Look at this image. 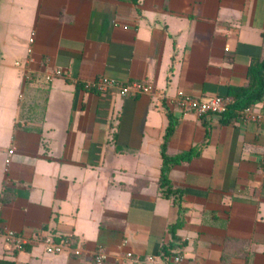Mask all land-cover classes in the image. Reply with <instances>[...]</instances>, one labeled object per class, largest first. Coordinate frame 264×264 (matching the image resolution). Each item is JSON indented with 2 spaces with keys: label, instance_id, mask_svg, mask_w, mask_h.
I'll return each instance as SVG.
<instances>
[{
  "label": "crops",
  "instance_id": "0c3cea01",
  "mask_svg": "<svg viewBox=\"0 0 264 264\" xmlns=\"http://www.w3.org/2000/svg\"><path fill=\"white\" fill-rule=\"evenodd\" d=\"M263 59L264 0H0V231L32 241H0V264H94L99 247L106 264H264V100L250 118L178 102L228 98ZM99 77L155 92L85 88ZM165 144L195 153L168 174L181 198L161 187Z\"/></svg>",
  "mask_w": 264,
  "mask_h": 264
},
{
  "label": "built area",
  "instance_id": "2783aa9c",
  "mask_svg": "<svg viewBox=\"0 0 264 264\" xmlns=\"http://www.w3.org/2000/svg\"><path fill=\"white\" fill-rule=\"evenodd\" d=\"M34 39H30V43H33ZM32 49L29 48V53ZM63 72L56 70L52 75L47 76V80L50 81L54 77H62ZM86 89L95 91L102 96L110 94H117L120 97H137L139 95H150L155 92L153 85L142 81H133L124 83L115 79L99 77L92 84L85 86ZM179 105L183 108L194 110L199 114H213V115H225L231 109V100L221 96H215L208 98L205 101H198L184 93L179 94ZM250 108H245L241 111L244 118H250ZM40 243L44 245L45 252L51 255L69 254L74 256L82 255V248L78 245H74L71 238H64L56 240L52 236H46L39 239ZM0 241L5 242L8 245L16 246L19 248H26L32 242L31 239L17 233L11 229H4L0 231ZM127 243V242H126ZM128 258L133 259V254L128 253ZM94 264H106L109 261V254L103 247H99L93 255ZM171 264H187L185 258L177 254L172 258Z\"/></svg>",
  "mask_w": 264,
  "mask_h": 264
},
{
  "label": "trees",
  "instance_id": "16d2710c",
  "mask_svg": "<svg viewBox=\"0 0 264 264\" xmlns=\"http://www.w3.org/2000/svg\"><path fill=\"white\" fill-rule=\"evenodd\" d=\"M228 98L231 100V108L233 109L236 108L245 109L264 100V59L262 61L260 60L253 61L248 72L247 86L242 88H231ZM171 132H172V128L169 130V134ZM162 153L164 156V165L162 168L160 182L162 188L165 187L168 188V190L163 192L165 196H169L168 192H172L175 195H179V198H181L182 193L179 190L172 189V185L168 178V174L171 169V166L175 164H179L180 162L189 161L193 157V155H195V153L183 154L181 156L171 158L166 155V144L163 146ZM177 200L178 199H176L175 202ZM176 203L179 204L180 202L177 201ZM177 225L178 224H174L171 227L172 233L174 232V229L178 227ZM64 238L67 237L58 238V240ZM68 238H71L74 245H77V242L74 240L73 237H68ZM164 252L167 253V247L164 248Z\"/></svg>",
  "mask_w": 264,
  "mask_h": 264
}]
</instances>
